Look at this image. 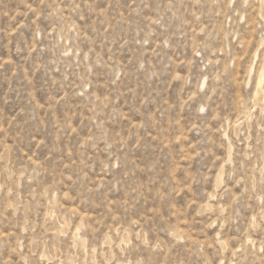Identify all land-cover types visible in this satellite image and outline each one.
Segmentation results:
<instances>
[{
	"label": "rangeland",
	"instance_id": "374dc122",
	"mask_svg": "<svg viewBox=\"0 0 264 264\" xmlns=\"http://www.w3.org/2000/svg\"><path fill=\"white\" fill-rule=\"evenodd\" d=\"M263 69L264 0H0V264H264Z\"/></svg>",
	"mask_w": 264,
	"mask_h": 264
},
{
	"label": "bare ground",
	"instance_id": "6f19581e",
	"mask_svg": "<svg viewBox=\"0 0 264 264\" xmlns=\"http://www.w3.org/2000/svg\"><path fill=\"white\" fill-rule=\"evenodd\" d=\"M263 70H264V69H263ZM263 70H262V71H263ZM263 72H264V71H263ZM263 75H264V74H263ZM261 76H262V75H261ZM259 81H260V80H259ZM259 83H260V82H259Z\"/></svg>",
	"mask_w": 264,
	"mask_h": 264
}]
</instances>
